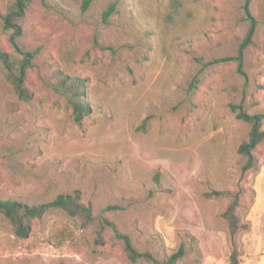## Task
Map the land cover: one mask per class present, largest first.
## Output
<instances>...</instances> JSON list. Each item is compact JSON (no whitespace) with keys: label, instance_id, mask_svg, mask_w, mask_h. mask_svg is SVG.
Listing matches in <instances>:
<instances>
[{"label":"rangeland","instance_id":"1","mask_svg":"<svg viewBox=\"0 0 264 264\" xmlns=\"http://www.w3.org/2000/svg\"><path fill=\"white\" fill-rule=\"evenodd\" d=\"M11 2L0 0V50L21 57L2 26ZM244 3L32 1L17 39L34 53L29 101L0 68V198L36 204L77 191L112 226L98 244L94 225L50 208L21 238L0 214V264H148L132 262L116 232L157 258L182 244V264H230L232 252L264 264V142L246 168L238 147L249 125L229 108L264 114V0L248 3L256 27L244 75L235 61L209 63L236 54ZM56 71L85 80L91 108L80 121L52 89ZM234 195L243 227L231 232L223 212Z\"/></svg>","mask_w":264,"mask_h":264},{"label":"trees","instance_id":"2","mask_svg":"<svg viewBox=\"0 0 264 264\" xmlns=\"http://www.w3.org/2000/svg\"><path fill=\"white\" fill-rule=\"evenodd\" d=\"M32 1L12 0L5 14L2 15V26L7 33L8 40L14 50L22 54V56L17 57L12 53H6L0 50V68L3 70L5 79L10 84L12 91L19 99L24 101H29L32 96V93L25 86L24 82L27 69L32 65L34 53L32 51L21 50L18 46L17 39L22 34L21 22ZM250 1L245 0L244 3L248 29L238 45L236 54L215 58L209 62L224 63L227 61H235L237 71L242 75H244L241 69L244 50L251 43L256 27V19L248 8ZM179 6L180 4L176 2L173 7L174 10H177ZM115 10L116 4L111 2L103 10L102 18L106 20ZM197 80V77H194L190 85L192 86ZM85 88L84 79L56 71L52 89L65 98L66 103L72 109L73 117L76 121H80L84 115L89 113L91 108L85 99ZM229 108L237 119L249 125L248 137L240 143L238 152L246 156L245 167L251 168L254 166L252 152L258 144L264 142V129L262 128L264 114L261 112L249 113L244 108L242 102L229 103ZM223 193L225 192L218 194ZM238 204V198L234 195L232 201L223 212V216L228 221L231 232H235L238 228L243 227L240 225L239 217L235 211ZM50 208L60 209L68 216L78 219L82 227L94 225L95 242L98 244H102L103 242V229L107 226H112L111 221L105 215L100 214L94 216L91 206L81 201L77 191H73L72 193H59L51 201L36 204H27L13 198H0V214L11 224L15 235L21 238L27 237L30 234L33 219L41 217ZM105 210L107 209H103V211ZM115 236L122 243L127 257L132 262L146 261L148 264H182L179 261L186 253L184 245L180 244L173 252L165 254L162 258H157L149 251H138L133 246L128 235L116 232ZM229 260L230 264H238L234 252L230 255ZM191 264H199V262L196 261Z\"/></svg>","mask_w":264,"mask_h":264}]
</instances>
